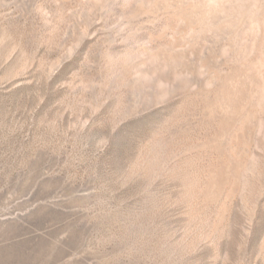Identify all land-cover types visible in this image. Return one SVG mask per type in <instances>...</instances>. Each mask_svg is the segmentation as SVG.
<instances>
[{"label":"rangeland","instance_id":"rangeland-1","mask_svg":"<svg viewBox=\"0 0 264 264\" xmlns=\"http://www.w3.org/2000/svg\"><path fill=\"white\" fill-rule=\"evenodd\" d=\"M144 1L0 0V264H264V0L234 60L259 92L245 134L207 110L239 72L201 62L242 1L182 33ZM176 41L167 84L154 55Z\"/></svg>","mask_w":264,"mask_h":264},{"label":"bare ground","instance_id":"bare-ground-1","mask_svg":"<svg viewBox=\"0 0 264 264\" xmlns=\"http://www.w3.org/2000/svg\"><path fill=\"white\" fill-rule=\"evenodd\" d=\"M225 1L226 0H148V1H144L146 6L143 5V7L145 9L144 10L145 13L153 12V11L156 13L159 10L160 11L165 10L166 14H167V11H169V12L173 11V13H175L176 16L181 18V20L183 21L182 25H180L178 27L179 33H182L184 31L186 32L188 29L193 28L195 26L197 28L201 25L204 27L205 30L204 29L203 30L205 32L206 30L207 31L212 30V28H210L208 26V19H207L208 13H210L213 9L220 8L222 5L225 4ZM241 1L243 4H241L240 6H238V8L236 7L231 12H229L231 14L227 15L226 19H224L223 25L226 28L215 30L218 33L217 35L221 36L224 39V44L227 47V50H226L227 52L223 53L224 54L223 59H222V57L216 56L217 54L214 53L213 51L212 52L210 51V53L207 52V55H205L201 59V62L204 65H206L209 70L217 73L218 78H219V82L224 80V78H223L224 76L222 77L221 73L217 70L216 66L218 64H217L216 60L220 59V60H222L223 64L234 66V68L239 72V74L236 72L235 76H233L234 75V72H233L232 76H233V78L236 79V81H234L233 84L231 81H228L226 87H228V85L229 86L232 85L231 87L226 88V89L224 87H221V88H224V90L222 91V95H221V97H219V99L214 98L212 101H208L207 110L211 114L216 113L218 111L219 107L223 108L222 101L226 100L227 104H228V108H229V111L226 113L229 115V118H230V120H228V122H230V125H236V123L239 122L240 132L242 134H245L246 131H249L251 129V126L253 125V123H252L253 118L256 117L257 106H258L257 100H258L259 92H257L258 87L255 86L254 76H249L250 74L254 75L253 72H250L248 70V66H245L244 69H247V73L249 74L248 75L249 77L244 76L242 70L240 71L237 69L236 65L238 66V64H236L234 61V60L238 59L237 62H239L240 58H243L245 53H246L247 46L245 45V42L242 41L240 38V33H241L240 27L243 26L242 24H244V21H246L245 19L252 14L250 12L249 8L244 4L245 0H241ZM233 2H235V4L239 3V2H236L234 0H233ZM224 8H227V7H224ZM227 10H228V8H227ZM157 13H159V12H157ZM252 16H254V15H252ZM257 17H259V21L260 20L264 21V13L261 14V16H257ZM257 20H258V18H257ZM253 21H255V20H253ZM260 24H261V21H260ZM261 27H260V30L262 29ZM256 30H257V28H256ZM262 32L263 33L257 37V39L254 43V46H253L254 47V55L252 57V62L255 59L258 61L264 62V29ZM208 34H209V32H208ZM203 37H205V36H203ZM178 44H179V42L176 41L174 44H172L169 47L164 46L160 50L157 49V53L154 55V57H156L155 58L156 63L158 64L155 66V69L161 70V71L162 70L167 71V73L165 75H162L163 80L167 84H170L173 80L171 78V75H175V76L177 75L178 76V75H181L182 73L184 74V72H185V69H183V67H182V63L184 61L185 53L181 52L178 49V47H177ZM193 48L196 49L197 47L192 46V49ZM224 58H225V60H224ZM239 65H243V64L239 63ZM184 67H185V64H184ZM186 68L189 69V66L187 65ZM235 69H234V71H235ZM158 72H160V71H158ZM174 79H176V78H174ZM256 81H259V80L257 79ZM258 84L260 85L261 82H258ZM235 136H236V134H235ZM226 175H224L225 178L228 177V175L227 176ZM222 179H224V178H222ZM225 181H227V180H225Z\"/></svg>","mask_w":264,"mask_h":264}]
</instances>
